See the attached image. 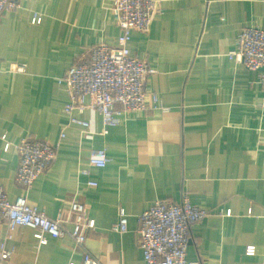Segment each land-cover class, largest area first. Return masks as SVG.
I'll list each match as a JSON object with an SVG mask.
<instances>
[{
    "label": "crops",
    "instance_id": "crops-1",
    "mask_svg": "<svg viewBox=\"0 0 264 264\" xmlns=\"http://www.w3.org/2000/svg\"><path fill=\"white\" fill-rule=\"evenodd\" d=\"M112 5L23 0L0 17V186L12 202L23 194L15 182V145L25 136L40 137L59 147L27 192L28 204L56 219L79 202L85 220L95 221L85 230L83 248L69 233L46 234L47 244L38 248L34 228L21 225L9 233L2 221L0 249L11 251L3 264H83L84 252L100 264H145L139 215L156 200L184 196L209 212L191 226L190 263L260 264L264 86L259 72L229 54L244 28L264 29V0H160L150 30L133 31L129 47L156 70L145 91L168 110L124 112L108 128L97 110H75L89 122L85 133L64 113L69 96L59 80L92 46L117 45L121 29ZM35 13L42 16L38 24L32 23ZM14 64L26 70L15 72ZM93 149L107 151L106 167L90 165ZM120 210L128 219L124 233L114 228ZM63 221L73 230V215ZM248 246L254 255L246 254Z\"/></svg>",
    "mask_w": 264,
    "mask_h": 264
},
{
    "label": "built area",
    "instance_id": "built-area-1",
    "mask_svg": "<svg viewBox=\"0 0 264 264\" xmlns=\"http://www.w3.org/2000/svg\"><path fill=\"white\" fill-rule=\"evenodd\" d=\"M23 0H0V17L8 11L20 9ZM160 11V0H113L112 15L121 29L116 46L99 43L86 51L68 68L60 83L66 87L69 102L64 113L70 123L79 124L86 133L89 122L76 118L75 110L83 113L86 109L97 110L105 128L116 126L118 117L124 112H146L153 109L168 108L160 104L155 93H147L145 85L156 70L145 59L134 56L129 47L133 31L148 32L153 17ZM42 16L35 13L32 23L38 24ZM237 49L229 54L237 63L247 69L259 72L264 86V29L246 27L237 38ZM12 70L24 72V64H14ZM90 98L91 101L87 102ZM65 134H61V138ZM5 139V136H2ZM7 145L6 150L8 149ZM19 166L15 182L22 195L12 202L5 189L0 186V222L7 224L9 233L18 226H29L36 230L38 248L47 244L46 234L59 238L66 233L83 248L86 228H94V220H85V207L72 202L67 215L59 214L52 219L28 204L27 192L36 179L43 174L56 157L58 144L37 136L23 137L15 145ZM109 162L105 149H93L89 163L104 168ZM96 185L95 182H89ZM68 214L74 216L73 230L68 231L63 220ZM230 214V212H226ZM209 212L193 204L187 196L181 201L156 200L138 217V243L144 255L145 264H192L187 260V248L191 240L192 224L206 218ZM115 230L128 231V219L124 210H120L119 222ZM255 247L246 248L247 255L255 254ZM11 251L0 249V264L9 260ZM27 264V263H20ZM83 264H100L90 254L84 252ZM260 264H264V257Z\"/></svg>",
    "mask_w": 264,
    "mask_h": 264
}]
</instances>
